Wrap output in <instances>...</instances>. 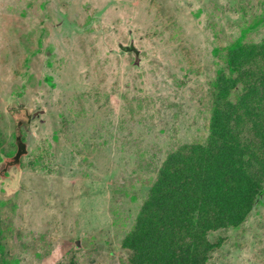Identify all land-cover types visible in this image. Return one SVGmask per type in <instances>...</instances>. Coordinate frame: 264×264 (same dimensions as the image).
Returning a JSON list of instances; mask_svg holds the SVG:
<instances>
[{
  "label": "rangeland",
  "instance_id": "1",
  "mask_svg": "<svg viewBox=\"0 0 264 264\" xmlns=\"http://www.w3.org/2000/svg\"><path fill=\"white\" fill-rule=\"evenodd\" d=\"M262 43L264 0H0V158L27 148L0 179V264H130L161 164L207 141L228 50ZM219 238L207 264H264V194Z\"/></svg>",
  "mask_w": 264,
  "mask_h": 264
},
{
  "label": "trees",
  "instance_id": "2",
  "mask_svg": "<svg viewBox=\"0 0 264 264\" xmlns=\"http://www.w3.org/2000/svg\"><path fill=\"white\" fill-rule=\"evenodd\" d=\"M227 64L237 75L215 80L206 143L182 146L165 158L122 241L130 264H207L224 242L212 243L207 234L239 227L264 194V43L232 46ZM238 85L242 92L233 103L229 96ZM247 125L255 142L240 139ZM14 142V155L0 158L5 183H12L8 170L27 153L20 135Z\"/></svg>",
  "mask_w": 264,
  "mask_h": 264
},
{
  "label": "bare ground",
  "instance_id": "3",
  "mask_svg": "<svg viewBox=\"0 0 264 264\" xmlns=\"http://www.w3.org/2000/svg\"><path fill=\"white\" fill-rule=\"evenodd\" d=\"M127 111V110H126Z\"/></svg>",
  "mask_w": 264,
  "mask_h": 264
},
{
  "label": "water",
  "instance_id": "4",
  "mask_svg": "<svg viewBox=\"0 0 264 264\" xmlns=\"http://www.w3.org/2000/svg\"><path fill=\"white\" fill-rule=\"evenodd\" d=\"M78 245V244H77Z\"/></svg>",
  "mask_w": 264,
  "mask_h": 264
}]
</instances>
